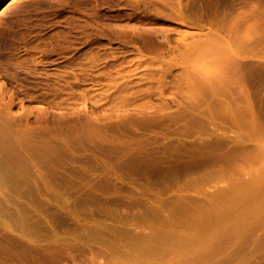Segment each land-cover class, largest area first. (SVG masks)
<instances>
[{
	"label": "rangeland",
	"instance_id": "obj_1",
	"mask_svg": "<svg viewBox=\"0 0 264 264\" xmlns=\"http://www.w3.org/2000/svg\"><path fill=\"white\" fill-rule=\"evenodd\" d=\"M0 264H264V0H0Z\"/></svg>",
	"mask_w": 264,
	"mask_h": 264
}]
</instances>
